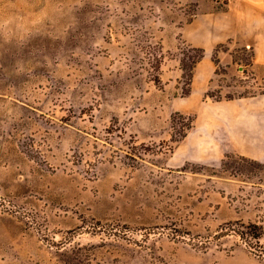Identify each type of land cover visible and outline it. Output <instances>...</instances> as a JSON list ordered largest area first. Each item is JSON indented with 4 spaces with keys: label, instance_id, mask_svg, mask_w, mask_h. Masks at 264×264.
<instances>
[{
    "label": "crops",
    "instance_id": "obj_1",
    "mask_svg": "<svg viewBox=\"0 0 264 264\" xmlns=\"http://www.w3.org/2000/svg\"><path fill=\"white\" fill-rule=\"evenodd\" d=\"M151 6L159 11L156 20L147 11ZM148 43L158 44L166 55L159 89L133 65L136 47ZM220 45L226 50H216ZM181 46L203 52L184 97L179 95L183 70L176 56ZM242 48L252 51L250 70L264 82V0H35L25 11L0 16V79L29 72L36 77L33 90L41 100L17 99L11 96L15 85L6 83L0 87V115L14 117L19 108L55 119L54 110H64L65 104L42 97L57 85L68 89L69 80L78 78L79 90L112 94L111 101L98 107L108 110V119L117 117L126 135L139 143L170 142L173 147L155 163L104 164L91 184L94 193L74 186L72 206L89 209L102 224L172 227L191 238L214 234L233 222L258 224L264 233V202L248 199L244 177L238 181L221 168L230 153L264 166V93L242 95L234 116L225 115L220 103L208 106L203 100L210 89L221 93L216 68L232 77L234 55ZM175 114L194 119L184 136L171 142ZM241 184L239 210L230 195L238 197ZM77 221L76 216L63 220ZM146 252L153 254L149 264H264L239 245L196 252L161 238Z\"/></svg>",
    "mask_w": 264,
    "mask_h": 264
},
{
    "label": "rangeland",
    "instance_id": "obj_2",
    "mask_svg": "<svg viewBox=\"0 0 264 264\" xmlns=\"http://www.w3.org/2000/svg\"><path fill=\"white\" fill-rule=\"evenodd\" d=\"M34 1L0 0V16L8 11H25ZM148 10L156 20L157 8L151 6ZM194 55L185 46L176 54L183 64H188V57ZM251 55L252 51L246 48L235 53L236 70L230 78L217 66L218 88H223L221 93L216 89L207 91L204 103L208 106L220 103L225 115L234 116L238 115V106H242V95L264 93V82L256 81L250 70ZM165 56L158 44L153 43L140 44L134 51V59H138L133 62L135 70L139 65L143 69L142 78L156 89L162 88L158 75ZM237 64L246 66L244 75L237 71ZM1 79L0 87L6 83L15 85L11 96L30 102L41 100L33 90L36 77L29 72L19 71ZM69 83L68 89L57 85L53 93L42 97L60 106L65 104L64 110H54L55 119L19 108H15L14 117L0 115V264H149L148 257L153 254L146 252V248L161 238L182 243L196 252L229 251L239 245L264 260V233L258 224L233 222L214 234L191 238L179 236L172 227L102 224L92 217L89 209L72 206L74 186H83L94 193L91 184L104 164L137 167L155 163L156 157L167 154L173 144L135 141L126 135L117 117L108 119V110L98 107L111 101V93L79 90L78 78H71ZM227 102L236 108L225 105ZM0 107H4L1 102ZM172 118L175 124L171 142L180 140L194 119L192 115L178 114ZM227 155L221 168L238 181L242 182L244 177L248 199L254 196L258 197L255 201L264 202V166L243 162L238 155ZM230 200L242 210V184L238 197L230 195ZM74 216L80 219L75 225L63 222Z\"/></svg>",
    "mask_w": 264,
    "mask_h": 264
},
{
    "label": "trees",
    "instance_id": "obj_3",
    "mask_svg": "<svg viewBox=\"0 0 264 264\" xmlns=\"http://www.w3.org/2000/svg\"><path fill=\"white\" fill-rule=\"evenodd\" d=\"M221 48H224V45L218 46L216 50L221 49ZM190 50L193 51L195 53V55L192 58L188 57V64L187 63L183 64V61L180 60L181 69L183 70V86L181 88L180 97H184V96H187L189 94V92H190L189 82H190L193 67L195 66L196 62L203 56V52L201 50L191 49V48H190ZM214 55H215V52H214ZM214 55H213V58L217 62ZM184 134H185V132L183 133V135H181L180 139L184 136ZM225 157L227 158L228 155H226ZM240 159L243 162H248V163H252L253 165H256V166H261L257 163L251 162V161L244 159L242 157H240ZM222 164H223V162H222ZM250 226L251 225H249L248 227H250ZM260 230H261V228H260Z\"/></svg>",
    "mask_w": 264,
    "mask_h": 264
},
{
    "label": "built area",
    "instance_id": "obj_4",
    "mask_svg": "<svg viewBox=\"0 0 264 264\" xmlns=\"http://www.w3.org/2000/svg\"><path fill=\"white\" fill-rule=\"evenodd\" d=\"M229 0H221L222 3H226ZM237 71L241 74L244 75L246 73V66L242 64H237L236 65ZM183 86V85H182Z\"/></svg>",
    "mask_w": 264,
    "mask_h": 264
}]
</instances>
